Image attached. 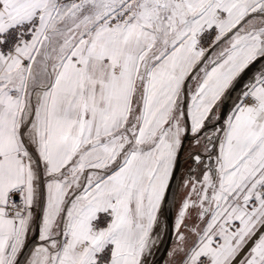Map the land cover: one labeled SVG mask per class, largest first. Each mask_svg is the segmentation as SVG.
Masks as SVG:
<instances>
[{
    "label": "snow or ice",
    "instance_id": "snow-or-ice-1",
    "mask_svg": "<svg viewBox=\"0 0 264 264\" xmlns=\"http://www.w3.org/2000/svg\"><path fill=\"white\" fill-rule=\"evenodd\" d=\"M169 232L165 264H264V0H0V264Z\"/></svg>",
    "mask_w": 264,
    "mask_h": 264
},
{
    "label": "water",
    "instance_id": "water-1",
    "mask_svg": "<svg viewBox=\"0 0 264 264\" xmlns=\"http://www.w3.org/2000/svg\"><path fill=\"white\" fill-rule=\"evenodd\" d=\"M257 67H259V65H257ZM238 94L239 93H236V95H238ZM182 167H183V165H182ZM182 167H181L180 173L178 174L177 188H178L179 180L181 178ZM177 188H176V191H177ZM175 195H176V192H175ZM174 198H175V196H170L169 197L170 200H173ZM173 214H174V212H173ZM172 238H173V233L169 232L168 235H167L165 244H163L160 247L159 251L156 252V255L154 256V259L156 261H158V264H163L164 259H165L166 255H167V251L169 250V247H170V245L172 243ZM35 243H38L37 240L35 241Z\"/></svg>",
    "mask_w": 264,
    "mask_h": 264
},
{
    "label": "rangeland",
    "instance_id": "rangeland-1",
    "mask_svg": "<svg viewBox=\"0 0 264 264\" xmlns=\"http://www.w3.org/2000/svg\"><path fill=\"white\" fill-rule=\"evenodd\" d=\"M188 144H190V142H188ZM188 144H187V146H188ZM187 146H186V150H187ZM184 167H185V166L183 165V169H182L183 171H184ZM181 175H182V177H183V172L181 173ZM178 195H179V190L176 191V195H175V196H178ZM37 242H38V240H37ZM169 248H171V246H170ZM169 250H170V249H169ZM155 255H156V253H155ZM155 255H154V256H155ZM166 257H167V256H166ZM166 257H165V259H166ZM165 259H164V261H165ZM163 263H164V262H163Z\"/></svg>",
    "mask_w": 264,
    "mask_h": 264
},
{
    "label": "crops",
    "instance_id": "crops-1",
    "mask_svg": "<svg viewBox=\"0 0 264 264\" xmlns=\"http://www.w3.org/2000/svg\"><path fill=\"white\" fill-rule=\"evenodd\" d=\"M187 146V145H186ZM185 167H186V165H184ZM182 169H183V167H182ZM182 172H183V170H182ZM180 179H182V175H181V178ZM179 189L177 188V191H178ZM173 237H174V233H173ZM173 239V238H172ZM171 245H172V243H171ZM170 245V246H171ZM170 249V248H169ZM167 256V255H166ZM167 259H168V257H166V259H165V261H164V263L163 264H165V262L167 261Z\"/></svg>",
    "mask_w": 264,
    "mask_h": 264
}]
</instances>
